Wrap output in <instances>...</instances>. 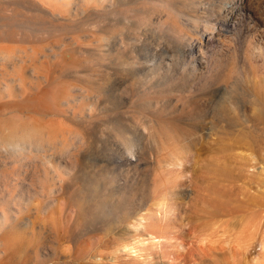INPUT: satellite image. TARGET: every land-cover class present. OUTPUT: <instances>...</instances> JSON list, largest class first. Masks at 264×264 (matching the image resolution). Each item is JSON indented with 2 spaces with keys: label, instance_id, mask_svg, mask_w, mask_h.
<instances>
[{
  "label": "rangeland",
  "instance_id": "1",
  "mask_svg": "<svg viewBox=\"0 0 264 264\" xmlns=\"http://www.w3.org/2000/svg\"><path fill=\"white\" fill-rule=\"evenodd\" d=\"M260 241L264 0H0V264H256Z\"/></svg>",
  "mask_w": 264,
  "mask_h": 264
},
{
  "label": "bare ground",
  "instance_id": "2",
  "mask_svg": "<svg viewBox=\"0 0 264 264\" xmlns=\"http://www.w3.org/2000/svg\"><path fill=\"white\" fill-rule=\"evenodd\" d=\"M218 110H219V108H218ZM217 110V111H218ZM217 114H218V116L217 117H219V115H222V114H219L218 112H216ZM221 113V112H220ZM196 114V113H195ZM216 115V114H215ZM224 116V115H223ZM221 117V116H220ZM223 118V117H222ZM225 121V120H224ZM228 122V121H227ZM228 124V123H227ZM231 125V124H230ZM229 126V125H228ZM223 129V128H222ZM229 129V128H228ZM226 130V129H225ZM224 130V131H225ZM229 130H227L226 132H228ZM197 134H195V136H196ZM221 147V149H224V148H226V147H224V146H220ZM225 156V155H224ZM227 157V156H226ZM225 157V158H226ZM226 160V159H225ZM225 160H222L223 162H225ZM219 162H221V161H219ZM3 221L6 219V216L5 215H3ZM261 242V241H260ZM242 244V243H241ZM234 245V244H233ZM240 245V242L238 241V242H236V245H235V247H238ZM260 247H261V253L259 254L260 256V259H258L257 258V260H256V264H264V242H261V245H260ZM236 250V249H235ZM237 251V250H236Z\"/></svg>",
  "mask_w": 264,
  "mask_h": 264
}]
</instances>
